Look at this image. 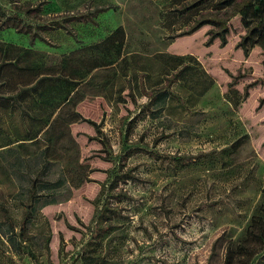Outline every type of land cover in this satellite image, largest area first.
Listing matches in <instances>:
<instances>
[{"label": "rangeland", "instance_id": "1", "mask_svg": "<svg viewBox=\"0 0 264 264\" xmlns=\"http://www.w3.org/2000/svg\"><path fill=\"white\" fill-rule=\"evenodd\" d=\"M0 2L34 27L24 33L0 20V41L34 44L50 61L118 26L125 34L122 57L80 88L77 110L99 126L70 125L71 134L47 151L38 170L53 185L37 201L27 179H17L13 153L1 152L12 137L0 133V264H83L106 208L117 214L101 254L111 264H223L264 188V31L246 49L239 45L245 21L264 22V0L228 21L226 44L208 42L210 24L186 34L193 15L177 12L182 0ZM70 15L80 22L56 24ZM155 87L172 92L163 107L149 103ZM125 171L135 178L112 189ZM27 209L20 251L6 228L9 216L20 233ZM253 264H264V251Z\"/></svg>", "mask_w": 264, "mask_h": 264}, {"label": "trees", "instance_id": "2", "mask_svg": "<svg viewBox=\"0 0 264 264\" xmlns=\"http://www.w3.org/2000/svg\"><path fill=\"white\" fill-rule=\"evenodd\" d=\"M257 0H182L181 6L176 10L179 14L193 15V22L186 34L193 33L206 24L212 25L209 30V41L219 38L222 44L228 42L230 27L228 21L244 7L253 5ZM29 14L30 8L21 11ZM0 20L6 28H16L20 32H30L33 26L24 21L19 11L8 14L5 6L0 2ZM72 22H80L76 16L64 17L57 21L59 27H66ZM247 32L240 41L244 49L247 42H256V34L264 31V22L249 19L244 22ZM125 34L122 26L111 31L106 39L91 43H83L63 52L61 60L53 65L45 63V53L34 48V44L23 45L12 41H0V133L8 134L13 142L5 144L2 150L4 156L13 153L15 160L11 163L14 172L19 178L29 182L28 196L37 201L41 198L43 186H52L51 181L41 177L38 167L46 153L56 147L62 135H70V125L82 120L99 126L96 121L84 118L81 113L71 108L82 99L79 92L84 86L87 76L98 69L113 66L123 55ZM125 53V52H124ZM177 71L169 80L175 82ZM96 75V74H95ZM93 75V76H95ZM107 80V79H105ZM91 84L92 80L86 81ZM103 82L101 85H103ZM255 82L247 85V90L255 86ZM81 88V89H80ZM133 95V93H130ZM171 91L168 87H155L150 93L149 103L161 105L169 99ZM61 107L60 114L52 119L57 108ZM17 117V119H15ZM8 118V119H7ZM44 130V131H43ZM99 130V127H98ZM43 131V138L39 137ZM40 143L36 154L25 153L28 143L21 139H30ZM17 143L18 146L12 145ZM35 143V142H34ZM16 144V145H17ZM33 153V152H32ZM50 154V153H49ZM28 155V156H27ZM16 160H19L16 162ZM31 161L36 162L35 169H31ZM24 164L28 168L23 167ZM33 164V163H32ZM29 172V173H27ZM135 178L130 171H125L122 177H115L111 183L112 189L117 186L119 179L126 181ZM16 179V180H17ZM47 184V185H45ZM19 194V193H17ZM126 196L121 193L120 200ZM32 209H27L20 221V233L16 231V223L8 216L9 224L6 234L14 247L20 251V236L25 239V232L32 219ZM117 214L106 208L100 213L93 231V240L83 254V264H111L108 259L101 256L109 234L114 230V218ZM264 251V188L262 199L255 207L250 224L244 233L236 239H231L226 246L223 264H253L256 257ZM27 252L35 256L31 249Z\"/></svg>", "mask_w": 264, "mask_h": 264}, {"label": "crops", "instance_id": "3", "mask_svg": "<svg viewBox=\"0 0 264 264\" xmlns=\"http://www.w3.org/2000/svg\"><path fill=\"white\" fill-rule=\"evenodd\" d=\"M34 48H36L35 46H33ZM36 49H38V48H36ZM39 51H42V52H44L45 53V63L47 64V65H53V64H56V63H58L59 62V60H57V61H50L49 60V58H48V53H47V51L46 50H42V49H38ZM61 60V59H60ZM94 73V72H93ZM93 73H91L89 76H87L86 77V79L84 80V83L83 84H85L86 83V81H88V80H90V77L93 75ZM87 85H88V83H86ZM90 85V84H89ZM81 101V100H80ZM78 102V101H77ZM71 108H75V109H77V107H76V105H74L73 107L71 106ZM60 109H61V107H59V108H57V110H56V112L53 114V116H52V119H54L56 116H58L59 114H60ZM8 119V118H7ZM15 119H17V117L15 118ZM77 122H74V123H72L71 125H73V124H76ZM44 131V130H43ZM43 131L40 133V135H39V137L41 138H43ZM20 142H23V143H28L29 145H31L32 146V148H33V150L34 151H32V152H29V153H31V154H36L37 152H38V150H39V146H40V143L38 142V141H36V140H34L33 138H30V139H21L20 140ZM35 142V143H34ZM18 143V142H17ZM3 147V146H2ZM7 146H4V148H6Z\"/></svg>", "mask_w": 264, "mask_h": 264}]
</instances>
